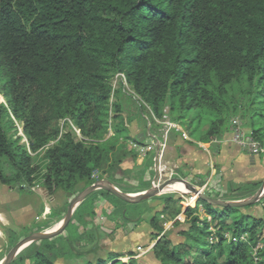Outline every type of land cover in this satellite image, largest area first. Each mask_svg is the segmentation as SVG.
<instances>
[{
    "label": "trees",
    "instance_id": "16d2710c",
    "mask_svg": "<svg viewBox=\"0 0 264 264\" xmlns=\"http://www.w3.org/2000/svg\"><path fill=\"white\" fill-rule=\"evenodd\" d=\"M117 74L126 87L119 81L113 88ZM1 78L0 185L30 190L37 182L63 207L99 180L123 193L119 186L133 181L132 193L144 192L151 188L153 156L139 169L121 167L132 154L128 142L141 144L122 117L125 88L147 112L150 127L166 116L209 144L228 138L236 118L264 145V0H0ZM204 116L210 122L201 132ZM16 123L26 145L14 138ZM260 185L234 191L251 197ZM98 198L123 223L146 221L154 264H264V219L243 212L252 206L224 208L196 199L183 209L178 199L164 196L156 199L160 209L143 219L156 197L129 204L105 190L79 203L61 234L31 243L10 264H141L133 251L104 249L94 223L103 214ZM179 214L187 227L173 243L160 216ZM226 233L236 241H227Z\"/></svg>",
    "mask_w": 264,
    "mask_h": 264
},
{
    "label": "rangeland",
    "instance_id": "374dc122",
    "mask_svg": "<svg viewBox=\"0 0 264 264\" xmlns=\"http://www.w3.org/2000/svg\"><path fill=\"white\" fill-rule=\"evenodd\" d=\"M0 81L2 82L3 79L1 78ZM117 87H118V83L115 84L114 88L116 89ZM120 104L122 108V117H123L125 124L131 127V129H133L132 127H134V130L142 131L145 133L146 129L148 128V124H149L148 122L149 116L147 112L140 111L138 109L135 97L131 94V92L127 88L122 90V93L120 95ZM207 119H208V122L206 121ZM234 119L236 118H233L232 121H230L231 124L233 123ZM167 120L170 121L169 119ZM237 121H239L238 123L239 127L243 130V132L245 134H249L250 131L246 128V123L240 119H238ZM209 122H210V117L208 118L207 116H204V119H202L200 122V125H201L200 129L201 130L206 129ZM16 127H17V132L14 138H19L20 144L26 145V138L22 133L21 124L16 123ZM149 128L152 129V132H154L157 135V137H159V139L162 140V136H161L162 126L157 124ZM179 128L180 130H182L181 131L182 133L185 132L181 126ZM171 131H174V130L171 129L169 133ZM185 137L186 138L189 137L186 132H185ZM132 149L133 148L131 149L128 148V151H130L132 154H129L127 158L133 159L134 154H135L138 158L151 159V155H150L151 152L146 154L144 157H141L138 154V152H136V150L134 149L132 150ZM153 160H154V156L152 159V167L154 164ZM174 178L181 179L195 186L200 191L201 194H206L207 192L205 191V189L200 187V185H196L193 181H189L182 177H176V176L173 177L172 179ZM259 181L262 184L264 182V179L262 180L260 179ZM242 184H245V183H238L236 185L228 184L226 182V178H224L223 176L214 177L209 181V185L217 189L218 194H224V195L226 194V197L229 199H234L233 201H242V200L249 198V197L244 198L242 191H237V190L234 191L236 187ZM119 187L124 188L126 190H129L130 188L129 185H123ZM40 189L41 188L38 187L37 182H34L32 184V187L30 188V190L24 188V186H21V188H15L13 190H9L8 188L0 185V214H1L0 216V256H2V258H4L7 255L9 250L16 244L18 240L20 241L26 236H28V234L34 229L35 227V223L33 219L34 215L30 217L31 211L28 212L30 207H31V210L36 212V214H39V213L43 214L45 219L49 217V219L45 220V222L49 223L45 231H51L54 226L58 227L60 223L62 222L66 214L68 205L73 197L69 199L68 204L65 207H63L61 202H59L56 198L52 203L47 202V201H45V203H42L41 199L38 198L39 197L38 195L40 194L42 195V193H40ZM129 195H134V194H129ZM164 196H171L173 197V199H178L183 209L187 207H191V208L194 207L195 201L197 199L196 196L193 195L192 193H188V194L166 193V194H160V195L154 196L156 198H153V199L151 198L152 200L148 201V205L146 204V206L151 207V211L145 214L146 219L150 215H152L153 213L157 212L160 209L158 200H156L157 197H164ZM263 203H264V194L258 200V202L253 204L251 208L245 209L243 212L254 215L259 218H262V215H264V207H262L261 205ZM51 211H55V216L51 217L50 215ZM133 212H134V209L132 207H129L128 214L130 217L135 216ZM56 215L60 217L56 218ZM37 218L38 217H36V219ZM200 218L202 220L205 219V215L202 212H200ZM160 219H161L162 226L164 228V232L167 234V237L173 243H178L181 240L178 234L179 231L187 227V223L185 222L186 220L184 216L182 214H179L174 219H167V218H163L162 216H160ZM99 223L100 224L98 228H100L99 231L101 233V241H102L101 244L104 245L105 250H112L118 253L119 252L127 253L128 252L127 250L129 249V251H133L136 254V256L139 257V259L142 261L143 264L152 263L153 259H152L150 250L148 252L140 254V252H138L135 247L138 244L140 245L137 247L144 248L146 246V245L144 246L145 239L148 238L149 236L148 235L149 226L147 224L142 223L138 226V228L135 230L133 234H127L130 231V229L126 228L125 233L123 232L121 233V231L118 232V229L115 226L113 225L107 226L108 221H106L105 218L102 220V222L99 221ZM224 238L228 241L232 239L233 237L230 233H226L224 234ZM151 243H154V241H151L149 244ZM256 247H260V245L257 244ZM100 256L102 258H107L109 257V254L104 255L103 253ZM121 260L126 261L127 258H123Z\"/></svg>",
    "mask_w": 264,
    "mask_h": 264
},
{
    "label": "crops",
    "instance_id": "0c3cea01",
    "mask_svg": "<svg viewBox=\"0 0 264 264\" xmlns=\"http://www.w3.org/2000/svg\"><path fill=\"white\" fill-rule=\"evenodd\" d=\"M126 127L129 131V134L132 137L139 139L141 144L146 143L149 139V136L154 133L150 128H147L144 133L142 131L134 130V127H132L133 129H131V127L128 125H126ZM203 131L201 130V132ZM151 156H154V154ZM164 156V160L170 165V167L173 168L177 177H182L189 181H193L196 185H200V187L205 189V191L211 192L213 194L217 193V189L211 187V185H209V181L217 176H223L226 178V182L231 185H236L238 183H255L260 182V179H264V155H250L249 153L230 143L227 137H225L222 141H214L212 143L205 144L191 137L184 138L182 135L179 136L178 132L174 130L171 131L167 136ZM145 160V158L142 159L138 157H136L135 160L126 158L121 167L125 170L132 169L133 167L139 169L144 164ZM150 171L153 178V167L150 168ZM128 185L130 188L124 193L137 194L132 193V188L135 186L134 182L130 181ZM38 196L42 203H45V197L47 196H45L43 193L42 195L40 194ZM50 198L51 200L49 202L52 203L56 197L51 196ZM97 203L100 209L102 208L103 210L102 216L106 219V221H108L107 226H115L118 229V232L121 231V233H125V229L128 228L130 231L127 234H133L140 224H146V221H143L142 223H123L113 214V208L109 203L99 198L97 199ZM261 206L264 207V203ZM29 211H31L30 217L34 215L33 219L35 226L37 224L45 223V220L49 219V217L45 219L43 214H36V212L31 210V207L28 212ZM36 217L38 218L36 219ZM262 218L264 219V215H262ZM143 219H146L145 216H143ZM54 227L53 229H55ZM32 233H34L33 230L28 235ZM148 235H150V229ZM149 239V236L145 239L144 246L148 245ZM139 245L140 244L136 245L135 247ZM127 251H129V249ZM135 258L136 260H139L141 264H143L139 257L135 256ZM2 259V256H0V262ZM154 263L155 261L153 260L151 264Z\"/></svg>",
    "mask_w": 264,
    "mask_h": 264
},
{
    "label": "built area",
    "instance_id": "2783aa9c",
    "mask_svg": "<svg viewBox=\"0 0 264 264\" xmlns=\"http://www.w3.org/2000/svg\"><path fill=\"white\" fill-rule=\"evenodd\" d=\"M119 81L126 87L123 75L117 74L113 79V83H112L113 88L115 87V84ZM167 119L168 118L166 116H163L162 120L156 121L157 124L162 126V129H161L162 140L159 139V137H157L155 133H153L152 135L149 136V139L147 141L149 142L148 144L147 142L144 144H138L133 141L128 142V148L129 149L133 148L134 150H136V152H138V154L141 157H144L146 154L150 152L154 153V160H153L154 161V164H153L154 174H153V178L151 181L152 188H158L160 185L171 180L173 177L176 176L175 171L164 160V150L166 147V141H167V136H168L169 131L173 129L181 133L182 137L185 138V134L182 133L179 128L180 126L173 122L168 121ZM237 120L238 119H234L233 123L231 124V128H230L231 133H230V136L228 137L229 142L235 145L236 147H238L239 149L249 153L250 155H255V156L264 155V145H261L259 142L254 140L253 137L251 136V133L245 134L243 130L239 127V124H238L239 121ZM149 127L150 125L148 124V128ZM110 131L111 130L109 127V135H111ZM74 132L77 135V137L80 138L79 131L77 129H74ZM173 185H169V186H173ZM50 197L51 196L45 197V201L49 202L51 200ZM200 211L202 212V210ZM103 219L104 217L102 215H99L94 221L95 225H99L100 224L99 221L102 222ZM205 220L207 222H210V217L205 216ZM208 231L210 233L208 237V242L210 244H213L217 241L214 229L210 226L208 228ZM239 240L243 242L246 241L245 236H241ZM231 241L235 242L236 238H232ZM152 244L154 243H151L145 246L144 248L137 247L136 250L140 252V254H143L145 252H148L151 249V247L153 246ZM258 248L260 247H255L253 249V255L256 254V251Z\"/></svg>",
    "mask_w": 264,
    "mask_h": 264
},
{
    "label": "water",
    "instance_id": "95a60500",
    "mask_svg": "<svg viewBox=\"0 0 264 264\" xmlns=\"http://www.w3.org/2000/svg\"><path fill=\"white\" fill-rule=\"evenodd\" d=\"M139 140V139H138ZM140 141V140H139ZM149 142H147L148 144ZM182 184L189 190L190 193L196 196L197 199H200L204 201L205 203L217 207H224V208H243V207H248L252 206L258 200L263 196L264 194V182L261 184L259 189L255 192L254 195L249 197L248 199L242 200V201H222L219 199H214L206 196L205 194H201L200 191L193 185L189 184L186 181H183L181 179H171L162 185H160L158 188H150L147 191L140 192L134 195H129L126 193H123L119 191L117 188H115L112 184H110L106 180H99L96 181L94 184L91 186L85 188L82 192L74 196L66 210V214L61 222L60 228L55 230V231H45V232H36L32 233L19 242H17L7 253V255L3 258V260L0 262V264H10L12 260L28 245H30L33 242L41 241V240H47V239H52L59 234H61L67 225L69 224L73 211L76 208V206L81 203L86 197H88L91 193L97 191V190H105L109 192L110 194L114 195L118 199L129 203V204H137L140 203L143 200L150 199L154 196L160 195V192L169 185L173 184ZM40 192H42L45 196H48L46 191L44 189H40Z\"/></svg>",
    "mask_w": 264,
    "mask_h": 264
},
{
    "label": "bare ground",
    "instance_id": "6f19581e",
    "mask_svg": "<svg viewBox=\"0 0 264 264\" xmlns=\"http://www.w3.org/2000/svg\"><path fill=\"white\" fill-rule=\"evenodd\" d=\"M166 193H178V194H188L190 193L189 190H187V188H185V186H183L182 184H175L173 186H166L161 192L160 194H166ZM61 225V223H60ZM60 225L55 228L52 229L51 231H55L57 229L60 228Z\"/></svg>",
    "mask_w": 264,
    "mask_h": 264
}]
</instances>
